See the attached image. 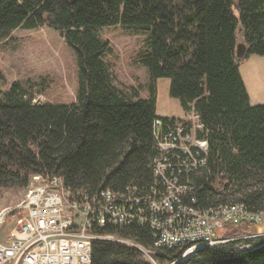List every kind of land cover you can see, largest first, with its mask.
<instances>
[{"label": "trees", "instance_id": "obj_1", "mask_svg": "<svg viewBox=\"0 0 264 264\" xmlns=\"http://www.w3.org/2000/svg\"><path fill=\"white\" fill-rule=\"evenodd\" d=\"M116 24L149 32L148 48L136 58L148 72V97L113 82L106 61L113 48L99 28ZM43 26L74 53L75 101L35 102L49 80L7 86L0 67V187L25 186L40 173L90 193L149 190L158 156L154 120L164 127L178 119L156 113L157 79L168 77L169 95L185 112L194 109L203 124L198 137L208 143L204 164L178 175L191 187L185 200L194 197L202 209L235 202L264 209V104H250L239 72L250 54L264 56V0H0V41L10 45L15 28ZM238 42L247 46L242 60ZM253 227L231 225L224 235H247ZM97 231L129 239L160 262L183 250L154 247L147 225L106 224ZM90 264L151 263L132 245L96 240ZM174 264H264V236L201 247Z\"/></svg>", "mask_w": 264, "mask_h": 264}, {"label": "built area", "instance_id": "obj_2", "mask_svg": "<svg viewBox=\"0 0 264 264\" xmlns=\"http://www.w3.org/2000/svg\"><path fill=\"white\" fill-rule=\"evenodd\" d=\"M171 125L154 120L158 156L154 159V184L147 191L125 187L90 193L71 188L60 176L34 173L23 199L0 211V227L10 218L7 236L0 239V264H90L92 243L118 241L136 247L151 264H174L195 255L201 247H215L224 241L264 236L253 231L239 237L224 235L229 226L264 223V209L252 211L243 203H222L214 207L194 206L195 198L185 200L191 189L178 175L205 162L208 143L198 137L203 130L193 108ZM149 226L153 246L182 247L181 255L160 262L150 251L129 239L100 233L106 224ZM240 244L239 248L250 247Z\"/></svg>", "mask_w": 264, "mask_h": 264}, {"label": "rangeland", "instance_id": "obj_3", "mask_svg": "<svg viewBox=\"0 0 264 264\" xmlns=\"http://www.w3.org/2000/svg\"><path fill=\"white\" fill-rule=\"evenodd\" d=\"M102 39L108 40L113 48L106 61L114 84L123 92L148 97L149 76L147 69L136 61L140 52L148 48V31L123 27L120 24L99 28ZM10 45L0 41V67L8 84L15 80L41 78L50 85L35 95L34 101H75L76 63L74 53L53 28H15L10 34ZM239 72L250 96L251 105L264 104V56L250 54L239 63ZM156 113L161 116L181 118L186 112L179 101L168 93L169 78L159 77L156 83ZM32 175V174H31ZM28 183L22 187H0V211L14 207L26 194ZM10 218L0 227V239L7 236ZM253 231H264V223L254 225Z\"/></svg>", "mask_w": 264, "mask_h": 264}, {"label": "water", "instance_id": "obj_4", "mask_svg": "<svg viewBox=\"0 0 264 264\" xmlns=\"http://www.w3.org/2000/svg\"><path fill=\"white\" fill-rule=\"evenodd\" d=\"M247 55V46L243 42H238L236 46V57L242 60Z\"/></svg>", "mask_w": 264, "mask_h": 264}, {"label": "crops", "instance_id": "obj_5", "mask_svg": "<svg viewBox=\"0 0 264 264\" xmlns=\"http://www.w3.org/2000/svg\"><path fill=\"white\" fill-rule=\"evenodd\" d=\"M248 95H249V94H248ZM249 102L252 103V102L250 101V96H249Z\"/></svg>", "mask_w": 264, "mask_h": 264}, {"label": "bare ground", "instance_id": "obj_6", "mask_svg": "<svg viewBox=\"0 0 264 264\" xmlns=\"http://www.w3.org/2000/svg\"><path fill=\"white\" fill-rule=\"evenodd\" d=\"M0 217H1V215H0Z\"/></svg>", "mask_w": 264, "mask_h": 264}]
</instances>
